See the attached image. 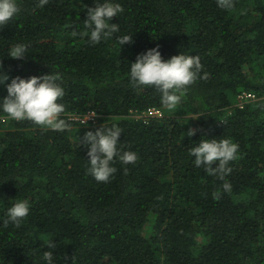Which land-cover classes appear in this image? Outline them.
Instances as JSON below:
<instances>
[{
    "label": "trees",
    "instance_id": "obj_1",
    "mask_svg": "<svg viewBox=\"0 0 264 264\" xmlns=\"http://www.w3.org/2000/svg\"><path fill=\"white\" fill-rule=\"evenodd\" d=\"M115 2L123 12L110 22L120 30L97 44L84 34L95 0L44 7L17 0V15L0 26L6 83L59 73L67 124L63 131L30 120L0 125V264H43L45 250L55 264H264V0H233L231 9L217 0ZM126 34L132 42L120 47ZM17 43L28 46L23 60L8 56ZM157 46L164 59L184 52L202 65L172 108L157 88L133 87L129 78V64ZM243 90L257 99L239 108ZM151 106L164 115L134 116ZM88 110L97 124L67 120ZM103 123L120 127L123 149L137 159L115 160L110 179L98 182L83 138ZM205 136L239 145L225 177L229 192L189 154ZM15 200H27L29 214L18 227L4 226Z\"/></svg>",
    "mask_w": 264,
    "mask_h": 264
},
{
    "label": "clouds",
    "instance_id": "obj_2",
    "mask_svg": "<svg viewBox=\"0 0 264 264\" xmlns=\"http://www.w3.org/2000/svg\"><path fill=\"white\" fill-rule=\"evenodd\" d=\"M48 0H39V6L44 7ZM217 6L231 9L233 0H217ZM17 0H0V26L9 23L18 13ZM123 12L122 5L115 0H95L94 7H88L84 19V33L93 43L111 37L119 32L118 23H111L113 17ZM132 42V34L119 38L120 47ZM29 55L28 46L17 43L9 50L8 56L15 59H25ZM202 65L198 56L181 52L164 59L158 46L147 49L137 55L134 62L129 64V78L133 87L154 86L161 93L162 103L175 107L180 101L187 87L191 85L201 72ZM59 73L33 75L28 78L9 76L0 70V85H5L7 95L0 98V112L5 113L13 120H30L34 124L63 131L66 121L62 118L65 105L59 102L65 96V90L59 81ZM86 121L83 123L85 124ZM122 130L119 126L102 124L94 132L88 131L83 138L87 146V161L89 170L98 182H107L115 168V160L122 164L135 163L136 153L124 150L119 137ZM189 137L195 135V129L186 133ZM239 145L229 138H207L206 136L191 147L190 155L193 163L203 168L209 176L224 180L222 187L225 192L231 191V184L225 180L231 173L228 166L237 158ZM215 165V166H214ZM30 211L27 200H15L7 208L3 225L19 226ZM46 249H54L55 244L49 241ZM43 264H55L54 252L45 250L42 255Z\"/></svg>",
    "mask_w": 264,
    "mask_h": 264
},
{
    "label": "built area",
    "instance_id": "obj_3",
    "mask_svg": "<svg viewBox=\"0 0 264 264\" xmlns=\"http://www.w3.org/2000/svg\"><path fill=\"white\" fill-rule=\"evenodd\" d=\"M257 96L247 90H243L238 92L235 97V105L239 108H242L246 103L255 101ZM135 117L142 118L145 122H147L151 118L159 119L163 116L162 108L160 107H148L147 109L141 111L140 113H133ZM96 112L94 110H88L84 114H67V120L69 122H76L79 126L86 125L87 122H91V124H97L96 120ZM11 118L8 116L0 115V125H5ZM86 121L85 124H83ZM81 122V123H79Z\"/></svg>",
    "mask_w": 264,
    "mask_h": 264
},
{
    "label": "rangeland",
    "instance_id": "obj_4",
    "mask_svg": "<svg viewBox=\"0 0 264 264\" xmlns=\"http://www.w3.org/2000/svg\"><path fill=\"white\" fill-rule=\"evenodd\" d=\"M162 113H163V115H164V111L162 110ZM6 125V124H5ZM41 128H47V127H43V126H40Z\"/></svg>",
    "mask_w": 264,
    "mask_h": 264
}]
</instances>
